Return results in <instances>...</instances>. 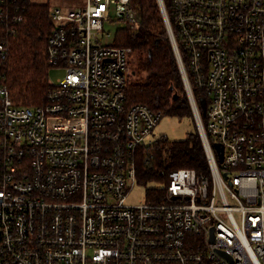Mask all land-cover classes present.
<instances>
[{"label": "built area", "instance_id": "obj_1", "mask_svg": "<svg viewBox=\"0 0 264 264\" xmlns=\"http://www.w3.org/2000/svg\"><path fill=\"white\" fill-rule=\"evenodd\" d=\"M169 4L207 169H172L160 194L129 201L163 114L128 103L132 50L104 43L103 26L115 12L134 29L137 13L130 0L50 6L46 56L64 73L33 106L0 83V264H264V0ZM17 13L0 7L8 33ZM8 50L3 37L0 67Z\"/></svg>", "mask_w": 264, "mask_h": 264}, {"label": "trees", "instance_id": "obj_2", "mask_svg": "<svg viewBox=\"0 0 264 264\" xmlns=\"http://www.w3.org/2000/svg\"><path fill=\"white\" fill-rule=\"evenodd\" d=\"M168 11L173 32L179 44L184 64L187 65L178 32L170 13L169 0H163ZM136 11L139 25L132 29L116 31L115 44L131 47L128 58L127 101L143 103L163 116L187 117L194 129L184 139L173 140L162 135L148 148L140 149L136 160V178L148 193H159L157 186L166 182L168 173L175 168L191 167L198 171L207 169V158L198 132L186 90L181 77L177 57L166 27L158 0H130ZM0 7L14 9L23 19L13 24V32L0 24V39L9 42L8 59L0 67L10 96L16 105L33 106L43 103L49 88V63L46 56V40L51 21L50 5L31 0H0ZM17 13V14H18ZM197 102L204 92L193 89ZM202 122L206 115L201 113Z\"/></svg>", "mask_w": 264, "mask_h": 264}, {"label": "rangeland", "instance_id": "obj_3", "mask_svg": "<svg viewBox=\"0 0 264 264\" xmlns=\"http://www.w3.org/2000/svg\"><path fill=\"white\" fill-rule=\"evenodd\" d=\"M31 1L34 3H46L50 6H61V7H73L84 4V0H31ZM110 17L111 20L106 21L103 26L104 33H109V34H105V38L103 39L104 43H111L115 39L116 31L120 28H125L124 23H122L120 20L116 18L115 12H112L110 14ZM166 27H167V23H166ZM63 73H64L63 68L56 69L55 67H49L48 76L52 81L55 82ZM193 129L194 126L190 118L162 116L158 125L154 128L152 134L150 135V139L156 140L160 138L162 135H166L168 138L173 140L184 139L186 135ZM146 194H147V190L144 185H136V187L129 194V201L133 203L143 202L145 200Z\"/></svg>", "mask_w": 264, "mask_h": 264}, {"label": "water", "instance_id": "obj_4", "mask_svg": "<svg viewBox=\"0 0 264 264\" xmlns=\"http://www.w3.org/2000/svg\"><path fill=\"white\" fill-rule=\"evenodd\" d=\"M158 2L160 4V7H161L162 13L164 15L165 21H167L166 20V16H165V10H164V7H163V0H158ZM167 27H168V33H169V36H170V39H171L173 48H174V50L176 52L175 42H174L173 36L171 34V31H170V28H169V24L168 23H167ZM198 101H199V106H200L201 113L202 114H205V112H206V99H205V97L204 96L199 97V100ZM197 119H198V122H200L199 115L197 116ZM214 148L216 150V153H217L219 159L222 160L223 159V146L220 143H214Z\"/></svg>", "mask_w": 264, "mask_h": 264}]
</instances>
